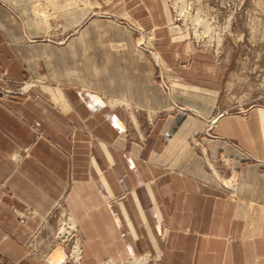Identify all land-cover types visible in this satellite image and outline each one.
I'll return each instance as SVG.
<instances>
[{
    "label": "crops",
    "instance_id": "1",
    "mask_svg": "<svg viewBox=\"0 0 264 264\" xmlns=\"http://www.w3.org/2000/svg\"><path fill=\"white\" fill-rule=\"evenodd\" d=\"M149 27L173 95L136 50ZM196 140L224 174L231 159L237 196ZM61 208L80 227L82 264H264V107L221 116V64L165 0H0V264H72L53 240Z\"/></svg>",
    "mask_w": 264,
    "mask_h": 264
},
{
    "label": "rangeland",
    "instance_id": "2",
    "mask_svg": "<svg viewBox=\"0 0 264 264\" xmlns=\"http://www.w3.org/2000/svg\"><path fill=\"white\" fill-rule=\"evenodd\" d=\"M89 1V4L93 7H101L113 2V0ZM39 3H37L38 6L35 5V9L39 7L42 11V6H47V4ZM78 3L83 6L86 5L81 0H78ZM165 3L170 11L172 21L187 35L194 44L195 49L210 55L216 63L221 64V116L224 114H235L247 118L251 109L264 107V0H165ZM50 13L57 15L51 10ZM46 16H49V14H45ZM49 18L51 17L49 16ZM60 24L59 20L52 18L49 31H62L60 27L62 24ZM205 26L209 32L208 30L204 31ZM155 29V27H149L138 29L134 32L136 50H141L140 52L143 51L151 57L157 68V83L166 93L173 95V85L163 71L161 60L160 63H157L152 54L158 52L152 44L156 36ZM143 34H145V41L141 42V44L139 40L143 39ZM51 39L54 38L50 37ZM220 39L221 42H219ZM60 40V43L64 41ZM138 44H141V46ZM116 46L120 47L121 44H116ZM30 83L32 82L28 83L29 87L32 86ZM175 103L176 106L171 110L172 112L179 113L181 111L180 107H186L177 101ZM129 111L136 127L139 129L137 120L134 119L133 108H129ZM147 113L150 118L158 115V112L152 110L147 111ZM212 128V126L208 127L205 125L203 128L205 131L200 135H210ZM140 136L143 139L142 133ZM194 145H197L203 151L209 170L213 172L215 169L217 172L213 173L215 176H219L221 183L225 184L222 183V185L231 192L232 196H237L238 190L236 193L230 182L238 187L240 183L238 176L240 174L234 173L235 169L231 167V159L225 156L221 157V163L224 169L229 171L230 175L224 174L225 172L219 171L212 160L207 157L206 148L202 146L199 140H196ZM16 155H14V158H16ZM18 157L20 159L19 155ZM71 217L73 216L66 209L60 212V220L57 221L55 227L57 229L53 231L52 228L53 240L56 241V246L61 245L67 248L68 257L69 253L71 257V254H73L72 250L74 251L75 247L79 245L83 259L81 238L78 235L80 227L78 223L74 225L75 223H73ZM62 229H66V231H62ZM147 255L150 254L142 256V259ZM82 259L81 263H78L74 258L72 262L82 264ZM149 259H151V256H149ZM69 261L71 263L70 259ZM108 262L110 260H104L102 264H107ZM149 262L147 260V263ZM130 263L136 264V261L131 259ZM114 264L117 263L115 262Z\"/></svg>",
    "mask_w": 264,
    "mask_h": 264
},
{
    "label": "bare ground",
    "instance_id": "3",
    "mask_svg": "<svg viewBox=\"0 0 264 264\" xmlns=\"http://www.w3.org/2000/svg\"><path fill=\"white\" fill-rule=\"evenodd\" d=\"M84 4H89L90 3V1L89 0H81ZM40 4V3H39ZM37 6H38V4H36ZM90 5V4H89ZM43 8H42V11H41V9H39V7L37 8V11L42 15V17L45 19V22H46V24H47V26H48V29H50V27H51V19L52 18H55L56 20H58L57 18H58V15H53L52 13H50V10H49V7L48 6H42ZM45 14H49V16L51 17V18H49V16H46L45 17ZM61 25V24H60ZM61 28H62V25L60 26ZM208 30V28L205 26V28H204V31H207ZM208 32H209V30H208ZM199 35V34H198ZM145 41V34H143V39H141V40H139V43H141V42H144ZM219 42H221V39L219 40ZM142 44V43H141ZM141 44H138L139 46H141ZM141 51V50H140ZM153 55H154V59L156 60V62L157 63H160V56H159V53L157 52V53H152ZM151 54V55H152ZM31 85H34V83H30ZM26 88H30L29 87V84H28V86H26ZM111 104H112V106L113 107H116L117 105L116 104H124V103H122V102H119V101H116V100H111ZM110 104V105H111ZM216 120V118L215 119H211V125L210 126H212L213 125V123H214V121ZM15 159H19V157H16ZM212 169V168H211ZM213 170V169H212ZM213 172H215L214 170H213ZM217 176V178L220 180V178H219V176L218 175H216ZM233 176H234V174H233ZM233 178V177H232ZM231 178V179H232ZM230 179V180H231ZM238 180H239V176H238ZM220 182H221V180H220ZM223 183V182H222ZM224 184V183H223ZM225 185V184H224ZM230 185L235 189V192L237 193V188L238 187H236V186H234V184H232L231 182H230ZM124 197H126V194L125 195H122V196H120L119 198H124ZM22 214V213H21ZM71 220L73 221V223H75L74 225H76V221H75V219H74V217H71ZM70 225V224H69ZM77 228V227H76ZM62 231H66V229H62ZM63 235V234H62ZM58 247H60V246H58ZM72 256H73V258L74 259H76L77 260V262L78 263H81V259H82V251L80 250V247H79V245L78 246H76L75 247V250L73 251V254H72ZM149 256H151V255H148L147 256V259H145V260H140L141 261V264H146L147 263V260H149L150 261V259H149ZM142 258V257H141ZM134 259V258H133ZM135 260V259H134ZM68 261H69V259H68ZM138 261V260H137ZM136 261V262H137ZM70 262V261H69ZM115 262H113L112 260H110V262H108L107 264H114ZM148 264V263H147Z\"/></svg>",
    "mask_w": 264,
    "mask_h": 264
},
{
    "label": "built area",
    "instance_id": "4",
    "mask_svg": "<svg viewBox=\"0 0 264 264\" xmlns=\"http://www.w3.org/2000/svg\"><path fill=\"white\" fill-rule=\"evenodd\" d=\"M142 48V47H141ZM168 88V87H167ZM67 241H69V240H67ZM66 243V242H65ZM67 244V243H66ZM72 253H73V250H72ZM69 259L71 260V263L72 264H75V263H73L72 261H73V256H72V254H71V257H70V253H69Z\"/></svg>",
    "mask_w": 264,
    "mask_h": 264
}]
</instances>
